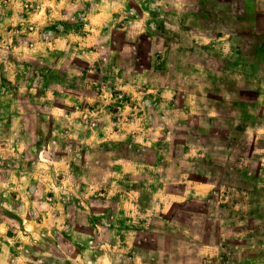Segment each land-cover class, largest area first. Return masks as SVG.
Masks as SVG:
<instances>
[{"label":"rangeland","instance_id":"rangeland-1","mask_svg":"<svg viewBox=\"0 0 264 264\" xmlns=\"http://www.w3.org/2000/svg\"><path fill=\"white\" fill-rule=\"evenodd\" d=\"M185 6L189 29L223 38L193 36L181 26L178 8L168 9L166 17L153 13L154 36L140 39L139 47L158 51L153 79L173 88V103L158 98L151 111L167 129L152 145L135 137L100 145L102 166L89 163L88 148L76 160L85 177L82 191L93 187L84 174L100 180L109 172L104 165L113 152L161 162L154 171L163 180L142 179V205L118 200L110 188L114 198L100 194L93 204L73 193L70 218L77 225L61 235L24 224L19 204L6 202L0 192L1 264H264V62L253 73L243 62L255 59L264 44V0H189ZM38 8V0H0V147H22L25 137L51 147L45 135L28 132L40 122L49 126L37 103L38 76L52 74L54 61L18 52L38 30L32 20L40 17ZM42 26L49 34L69 27L54 21ZM228 32L237 37L230 41ZM9 61L25 66H16L23 78L15 84L6 76ZM161 204L172 210L163 212ZM214 246L221 247L219 256L209 251Z\"/></svg>","mask_w":264,"mask_h":264},{"label":"crops","instance_id":"crops-1","mask_svg":"<svg viewBox=\"0 0 264 264\" xmlns=\"http://www.w3.org/2000/svg\"><path fill=\"white\" fill-rule=\"evenodd\" d=\"M187 2L189 0H38L40 17L32 18L37 20L38 30L30 33L32 39L27 38L23 50L18 52L26 58L36 54L44 62L49 57L54 61L52 74L38 76L42 84L37 103L44 107L43 116L49 126L46 128L40 122L28 132L45 135L51 147H39L40 142L26 137L22 147H0V192L6 202L19 204L18 212L24 224L34 222L41 234L61 235L65 230L72 233L77 225V221L70 218L69 201L73 193H81L93 204L96 197L107 194L106 188H110L115 190L118 200L142 205L143 188L139 186L142 179L153 184L163 180L154 171L161 162L126 158L113 152L112 160L104 165L109 172L100 180L94 173L84 174L93 187L82 191L80 180L85 177L77 168L76 160L79 150L88 148L91 151L89 163L97 165L100 145L129 137L152 145L159 133L167 129L168 123L157 122L151 111L159 104L158 98L163 99L165 105L173 103V88L153 79V72L159 66L156 62L159 53L149 47H139L140 39L154 36L150 24L156 10L166 17L168 9L178 8L181 26L189 29L191 12H187ZM175 3L177 5H173ZM82 8L81 17L78 10ZM53 21L69 27L53 34L42 29L43 24ZM189 30L197 37L223 38ZM227 35L230 41L237 37L236 32ZM243 47L240 42V51ZM51 50L56 52L50 54ZM243 62L245 71L253 73L256 65L264 62V44L260 45L255 59L244 58ZM9 63L11 67L6 76L15 84L23 78L16 66H25L18 61ZM61 71L63 78L58 75ZM171 92L172 95L161 98ZM191 104L187 110H191ZM54 144L61 147H52ZM46 149L50 157L45 155ZM165 191L168 192L167 186ZM157 200L154 195L153 203ZM44 201L49 205L46 210L42 205ZM160 210L169 213L172 209L161 204ZM29 227L30 224H26V228ZM1 247L13 249L11 244ZM218 248L214 246L209 251L219 256L221 247Z\"/></svg>","mask_w":264,"mask_h":264},{"label":"water","instance_id":"water-1","mask_svg":"<svg viewBox=\"0 0 264 264\" xmlns=\"http://www.w3.org/2000/svg\"><path fill=\"white\" fill-rule=\"evenodd\" d=\"M45 155L48 156V157H50V152H49L48 149L45 150Z\"/></svg>","mask_w":264,"mask_h":264}]
</instances>
